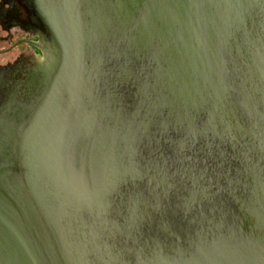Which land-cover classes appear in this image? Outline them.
I'll list each match as a JSON object with an SVG mask.
<instances>
[{
	"label": "water",
	"instance_id": "obj_1",
	"mask_svg": "<svg viewBox=\"0 0 264 264\" xmlns=\"http://www.w3.org/2000/svg\"><path fill=\"white\" fill-rule=\"evenodd\" d=\"M51 1L56 60L66 64L80 122L89 127L93 114L102 111L103 126L116 140L83 134L81 124L71 131L57 127L56 135L45 125L27 134L0 124V159L8 151H28L32 159L41 153V162L30 160V176L22 174L19 181L0 163V264H95L91 258L113 264L105 262L107 241L125 231L129 236L137 219L170 199L168 193L155 200L115 197L143 178L135 169L139 149L151 148L148 157L154 158L146 167L152 171L159 167L162 144L169 151L166 161L178 168L195 150L211 154L218 168L248 164L247 176L235 168L236 176L246 177L239 191L250 193L245 213L240 210L235 219L241 224L221 235L225 215L214 207L218 225L209 230L211 241L202 242L196 264H264V0ZM54 58L42 113L56 111L50 107ZM112 61L118 67L102 71ZM130 84L137 105L116 107L109 96ZM99 92L105 101H97ZM88 108L85 121L81 114ZM149 128L154 143L145 146L142 134ZM156 175L155 170L149 178L154 189L162 181ZM173 175L178 185L187 180L183 172Z\"/></svg>",
	"mask_w": 264,
	"mask_h": 264
},
{
	"label": "flooded vegetation",
	"instance_id": "obj_2",
	"mask_svg": "<svg viewBox=\"0 0 264 264\" xmlns=\"http://www.w3.org/2000/svg\"><path fill=\"white\" fill-rule=\"evenodd\" d=\"M51 4V0H0V124H4V128H9L11 132L13 130L20 132V128L27 134L30 130L42 131L41 126L45 125L46 132L53 135L57 127L62 131L65 126L67 131H71L74 130L73 125L81 124L84 125L83 134L86 132L92 137L100 138L104 135L111 143L112 140H116V136H109L106 127L103 126L105 119L102 111L93 114V119L89 123L93 131L88 130L86 122H80V112L72 94L66 64L64 61L56 60L59 48L56 46L49 24L52 19L49 15ZM27 40L38 44L45 52L43 53ZM52 58L56 62L54 66L57 81L53 83L51 89L53 93L50 101L53 105L50 107L56 111L42 113L45 95L51 83L48 67ZM113 67H118L115 61L110 64L104 63L102 71ZM113 79L111 77L110 80ZM134 92L136 89L132 88L131 84L124 85L109 97L117 102L116 107L120 103L125 108V103L129 106L137 105L138 98L134 96ZM99 93H101L100 97L96 100L105 101L106 95L103 92ZM128 97H131V100ZM129 109V114H132L133 109ZM89 112L88 108L81 114L85 121L90 118ZM124 113L128 115L127 112ZM2 129L3 127L0 126V131ZM152 134L150 128L142 134L143 145L149 144L148 140L154 143ZM27 144L31 148V141H27ZM16 148H19L18 145ZM140 149L137 152L135 169L142 173L143 178L139 182L121 187L115 197L145 195L154 199L157 195L162 197L165 193L169 194L170 199L169 201L162 199L160 208L157 207L158 204L155 205L156 208L151 211L150 217L144 216L142 221L137 219L129 236L125 235V231L108 240L105 247L109 258L105 262L110 260L113 264H196V261L201 260V255L196 253L203 250L202 242L211 241L209 230L218 225L217 219L213 216L215 212L211 213V210L215 207L225 215L221 224L223 226L221 235L224 236L228 226L231 227L237 221L235 219L239 216L240 210L245 213L250 193L249 189L247 192L239 191L246 177L236 176L235 168L238 167L247 176L245 169L248 164L245 162L240 168L238 163L233 161L231 165L224 164L218 168L217 163L210 158L211 154L206 151L201 154L199 150H195L194 153L187 154L188 161L182 168H178L175 164L166 161V154L169 151L162 144L156 154L159 167L149 171L146 163L154 158V156L148 157L151 148L148 147L143 151ZM40 155L41 153L38 152L32 159V154L28 151L23 153L8 151L5 157L0 159V163L8 165L10 177L14 181H19L22 174L30 176V160L41 162ZM155 170L159 173V176L156 175L157 180H162L161 187L156 189L149 179L154 175ZM37 171H39L37 176L41 180V168ZM174 172H183L187 180L181 181L178 185L177 177L170 179L174 176ZM37 176L34 175L35 181ZM50 179H54V176L50 175ZM240 182H242L241 188L238 185ZM52 186L54 187V184ZM55 190L58 192L57 187H54V192ZM65 195L71 197L72 190L65 189ZM237 224L241 223L235 225ZM86 226L85 223L84 233L88 232ZM103 229L102 227L99 230V235L105 240ZM243 231L246 232L245 229ZM214 235L217 237L218 233ZM99 252L102 255L105 250L102 248ZM91 259L95 264H101L98 260Z\"/></svg>",
	"mask_w": 264,
	"mask_h": 264
}]
</instances>
